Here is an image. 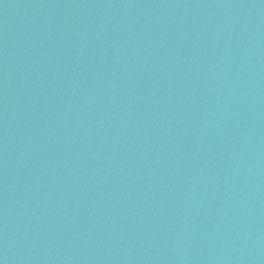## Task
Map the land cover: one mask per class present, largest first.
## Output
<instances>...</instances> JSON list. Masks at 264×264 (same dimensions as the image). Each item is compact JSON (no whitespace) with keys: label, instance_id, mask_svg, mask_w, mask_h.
<instances>
[{"label":"water","instance_id":"obj_1","mask_svg":"<svg viewBox=\"0 0 264 264\" xmlns=\"http://www.w3.org/2000/svg\"><path fill=\"white\" fill-rule=\"evenodd\" d=\"M0 264H264V0H0Z\"/></svg>","mask_w":264,"mask_h":264}]
</instances>
